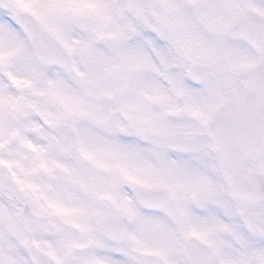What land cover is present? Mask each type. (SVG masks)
Masks as SVG:
<instances>
[{
    "label": "snow or ice",
    "instance_id": "obj_1",
    "mask_svg": "<svg viewBox=\"0 0 264 264\" xmlns=\"http://www.w3.org/2000/svg\"><path fill=\"white\" fill-rule=\"evenodd\" d=\"M0 264H264V0H0Z\"/></svg>",
    "mask_w": 264,
    "mask_h": 264
}]
</instances>
